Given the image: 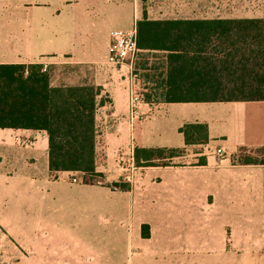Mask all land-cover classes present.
<instances>
[{
    "label": "crops",
    "instance_id": "obj_1",
    "mask_svg": "<svg viewBox=\"0 0 264 264\" xmlns=\"http://www.w3.org/2000/svg\"><path fill=\"white\" fill-rule=\"evenodd\" d=\"M1 2L0 19L3 10L8 21L0 22V64H41L54 87L103 89L96 164L104 183L73 185L63 178L74 172L50 171L45 131L0 129V168L8 171L0 172V195L4 189L18 202L21 187L40 194L42 200H24L47 208V221L58 229L22 235L38 239L35 246L24 253L18 246L0 249V264H264V166L235 161L241 149L264 148V101L167 103L172 51L140 49L134 76L143 117L131 122L130 70L107 62L114 30L138 28L144 19H264V0H47L25 6L30 19L23 24L18 7L2 9ZM186 124H206L209 143L186 147L180 132ZM137 148H186L194 162L137 167ZM203 156L207 163L199 166ZM120 178L125 190L107 186ZM132 206L135 214L123 223L119 218ZM69 210L78 215H64ZM95 219L128 231L90 230ZM143 225L150 227L148 239ZM70 226L88 230H64ZM98 237V248L80 241Z\"/></svg>",
    "mask_w": 264,
    "mask_h": 264
},
{
    "label": "trees",
    "instance_id": "obj_2",
    "mask_svg": "<svg viewBox=\"0 0 264 264\" xmlns=\"http://www.w3.org/2000/svg\"><path fill=\"white\" fill-rule=\"evenodd\" d=\"M141 50L172 51V91L167 103L264 101V19L163 21L138 24ZM103 89L94 85L54 87L41 64H0V129L45 131L50 171L81 173L85 184L97 172V111ZM186 147L209 143L206 124L180 129ZM186 148H137V167L177 166ZM239 165L264 166V148L241 149ZM206 157L199 159L204 166ZM125 190V187H122ZM150 238V227L142 226Z\"/></svg>",
    "mask_w": 264,
    "mask_h": 264
},
{
    "label": "rangeland",
    "instance_id": "obj_3",
    "mask_svg": "<svg viewBox=\"0 0 264 264\" xmlns=\"http://www.w3.org/2000/svg\"><path fill=\"white\" fill-rule=\"evenodd\" d=\"M15 1V2H14ZM47 3V0H2L1 6L2 9L4 8H9L10 6H17L18 7V13H17V21L18 23L23 24L24 21L30 19L26 18L28 16L26 7L25 6H30V5H38L41 6V4ZM2 10V15L0 22L4 23L8 21V15H4ZM32 12H30L31 14ZM39 11H33V15L38 14ZM56 69H53V75L56 74L55 72ZM63 70V68H62ZM53 77V76H52ZM194 162V158H192L191 155H188L182 159H175L174 163H183V164H191ZM2 171H7V168L2 169L0 168V172ZM161 173V172H156L152 173L151 175L156 176ZM12 174V173H10ZM128 174V173H124ZM72 174H65L63 180L67 183H71V178ZM19 182V181H18ZM103 180L96 179L94 182H91V185H99L103 184ZM72 184V183H71ZM125 182L120 179H116V181L112 182V184H106L107 186H111L113 191H120L122 187L125 186ZM22 185H24L22 183ZM74 185V184H73ZM75 185H85L84 184H75ZM89 185V184H88ZM4 189L1 190L0 195V249H14L15 247H20V249L17 247V249L20 251V253L26 252L29 248H32L35 246V241L38 239L35 238H24L21 237L24 234H43L46 232H51V233H56L58 230L56 227L55 223H50L47 221L46 217L51 216L47 213V208L42 206V204L37 203V204H28L25 202L24 198L25 196H29V200H42L40 194H36L32 192L29 189H26L25 187H21L20 190H17L15 193L17 195L18 202L16 200L11 199V197L7 196V194H4ZM14 194V193H13ZM6 195V196H5ZM30 195L32 197L30 198ZM4 196L6 198H4ZM12 196V194H11ZM27 203V204H26ZM135 206L129 210H126V212H123L121 217L119 218L120 220L123 221V223H128L129 220L132 218V216L135 214ZM85 214V213H84ZM53 216L59 215L62 216L61 212H56L52 214ZM64 215H72L71 210L67 211L64 213ZM78 215H72L71 218H75ZM96 222H91V227L90 230H95L98 232H108L113 229H110L111 227L108 225H105L103 223H100L98 219H95ZM72 222V221H71ZM117 223H113V226H115ZM127 226H118L119 229L113 230L117 231L119 233H127ZM76 229V228H75ZM73 226H70V228H65L64 230H70L74 231L75 230ZM61 230V229H60ZM76 230H88V229H76ZM109 233V232H108ZM101 237H98L96 239H81L80 241L83 244H87L88 242H92L93 247L100 246L98 243H102L103 240H100ZM57 242V240H56ZM67 242L65 243V245ZM69 246H73L72 244H68Z\"/></svg>",
    "mask_w": 264,
    "mask_h": 264
},
{
    "label": "built area",
    "instance_id": "obj_4",
    "mask_svg": "<svg viewBox=\"0 0 264 264\" xmlns=\"http://www.w3.org/2000/svg\"><path fill=\"white\" fill-rule=\"evenodd\" d=\"M140 49L138 46V28L135 26L130 30H114L111 32V44L108 49L107 62L113 68L121 70L124 67L129 68V117L131 122L141 119V106L143 96L137 90L134 76V64ZM47 69L44 68V71ZM219 156H223L222 150H217ZM72 184H84V177L81 173H73Z\"/></svg>",
    "mask_w": 264,
    "mask_h": 264
}]
</instances>
